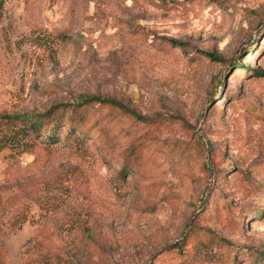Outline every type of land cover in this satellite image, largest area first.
<instances>
[{
  "label": "rangeland",
  "instance_id": "1",
  "mask_svg": "<svg viewBox=\"0 0 264 264\" xmlns=\"http://www.w3.org/2000/svg\"><path fill=\"white\" fill-rule=\"evenodd\" d=\"M9 138L0 264H264V0H0Z\"/></svg>",
  "mask_w": 264,
  "mask_h": 264
},
{
  "label": "trees",
  "instance_id": "2",
  "mask_svg": "<svg viewBox=\"0 0 264 264\" xmlns=\"http://www.w3.org/2000/svg\"><path fill=\"white\" fill-rule=\"evenodd\" d=\"M170 43L175 46L178 45L179 47H184V44L182 43H174V42H170ZM208 57L212 60H219V59L222 60L221 58L216 57L214 54H209ZM234 65H239V64L234 63ZM245 70L248 71V69H245ZM253 73L260 74V71L256 69V70H253ZM216 84L220 88L221 86L224 85V81L223 82L219 81ZM92 105L99 106L101 108L115 110L138 122L147 123V119L145 117L141 116L134 109L129 107L127 104L122 103L121 101H118L114 98H109V97L88 96V97L80 98L79 101L76 103H66V104L54 105L47 112L34 116V118L29 119V123H30L29 129L32 132H41V130L44 129L43 126L45 125V122H50L51 120L58 122L60 119H55L56 111L64 110V109L68 110L71 113L72 118H76L75 120H77L78 123L80 124V120L86 117L88 113L86 110V107H89ZM71 128L72 130L75 129L74 123H71ZM49 132L51 133V135L55 134L54 132H56V126H54V128L52 126V129ZM14 143H15L14 138H9L0 144V148L13 147ZM251 212H254V210L252 209ZM262 257H263V254H260L258 257H254V263H257V264L260 263Z\"/></svg>",
  "mask_w": 264,
  "mask_h": 264
}]
</instances>
